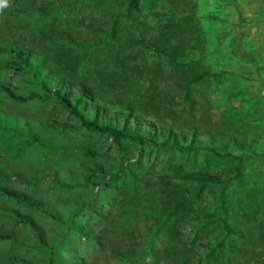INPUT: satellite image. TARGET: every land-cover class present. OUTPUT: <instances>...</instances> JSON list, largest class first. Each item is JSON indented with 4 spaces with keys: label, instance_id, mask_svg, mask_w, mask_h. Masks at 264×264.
<instances>
[{
    "label": "rangeland",
    "instance_id": "1",
    "mask_svg": "<svg viewBox=\"0 0 264 264\" xmlns=\"http://www.w3.org/2000/svg\"><path fill=\"white\" fill-rule=\"evenodd\" d=\"M123 8L124 0H8L0 48L29 51L51 89L61 87L54 71L63 55L93 84L121 81L131 66L154 71L163 77L157 103L128 128L145 126L144 138L154 125L187 132L198 149L113 141L79 126L28 77L0 69V83L26 98L0 91L8 128L0 130V227L11 236L0 264H264V0H138L129 18ZM175 46L178 57H167ZM7 59L0 54V65ZM196 70L215 76L192 82ZM147 80L130 78L140 92ZM106 108L121 125L124 112ZM226 178L229 237L215 196Z\"/></svg>",
    "mask_w": 264,
    "mask_h": 264
},
{
    "label": "trees",
    "instance_id": "2",
    "mask_svg": "<svg viewBox=\"0 0 264 264\" xmlns=\"http://www.w3.org/2000/svg\"><path fill=\"white\" fill-rule=\"evenodd\" d=\"M137 7L138 0H124L123 16L129 18L131 14L137 10ZM113 31L114 28L111 27L106 35L109 39L111 38ZM179 50L180 47L175 46L169 52L164 53L167 57L175 59L179 55ZM0 54L8 57L6 62L0 65V69H12L17 74L28 77L30 84L35 86L38 91H42L48 96L52 95L56 102L63 106L81 127L105 134L113 141L129 139L134 142H146L151 145L169 147L180 152L198 149L195 147L194 136L188 138L189 134H187V132L185 133L181 131L179 132L180 137H177L176 134L173 133L172 128L154 125L152 127L154 131L152 136L144 138L141 135V130L145 126L138 125L137 131L139 132L135 133H131L128 128L131 121H135L134 115L138 114L143 118L150 117L151 112L149 110L157 103L156 97L158 96V86L156 81L163 77L158 78L157 73L154 71L131 66L120 73L122 76L121 81L114 80L113 76H106L100 82L93 84L90 83L88 79L82 78V75L84 74V68L82 65H76L72 60H67L63 55L58 62L62 64V67L54 71V73L61 77V87L51 89L48 80L45 78L46 68L35 56H31L29 51L13 48H0ZM110 59L114 63H118L117 52L114 56L110 57ZM60 64L59 66H61ZM144 76L148 79V85L142 92H140L134 84L131 83L130 78H141ZM213 76H215L214 73H209L205 70H196L191 81L196 82L202 80L204 77ZM0 91L12 101L22 102L26 100V98L15 94L7 84L0 83ZM35 95V93H32L30 96L34 97ZM104 96H108V100H106ZM106 107L117 108L124 112L122 114L123 121L121 125L111 124V118H108L109 114ZM5 125L6 122H0V130L3 131L8 129ZM206 135L212 136L210 132H207ZM158 137H163L161 142H158ZM214 153L219 157H230L236 161H241L242 159V155L235 156L231 153H225L223 155L216 154V152ZM185 177L196 181L199 184L216 183L214 178L205 174H190ZM228 180L229 179L226 178L219 182L220 186H218L215 191L217 207L220 212L218 221L224 233V237H229L231 234V230L223 219V215L225 214L224 190ZM1 192L17 201H23L29 206H33V203L28 202L14 192L6 189H1ZM181 205V201L176 202L173 212L179 210ZM30 225L37 239L42 243L43 239L39 235L38 229L35 228L33 224ZM10 237L9 234H3L0 227V243Z\"/></svg>",
    "mask_w": 264,
    "mask_h": 264
},
{
    "label": "clouds",
    "instance_id": "3",
    "mask_svg": "<svg viewBox=\"0 0 264 264\" xmlns=\"http://www.w3.org/2000/svg\"><path fill=\"white\" fill-rule=\"evenodd\" d=\"M8 3V0H0V12H2L4 6Z\"/></svg>",
    "mask_w": 264,
    "mask_h": 264
}]
</instances>
